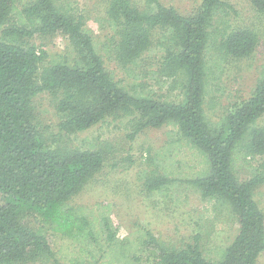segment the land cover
Listing matches in <instances>:
<instances>
[{
	"label": "trees",
	"instance_id": "1",
	"mask_svg": "<svg viewBox=\"0 0 264 264\" xmlns=\"http://www.w3.org/2000/svg\"><path fill=\"white\" fill-rule=\"evenodd\" d=\"M250 2L264 14V0ZM236 14L223 0H201L187 15L160 0H145L142 8L111 0L106 22L119 38L100 48L74 0H0V264H258L264 253V211L256 201L264 185V63L249 98L236 100L218 121L205 110L226 64L251 59L260 44L256 31L233 28ZM58 35L68 39L74 60L44 64L46 52L31 41ZM102 50L132 84L116 78ZM146 53L161 57L150 76L158 90L177 92L180 101L138 83L142 76L130 66ZM41 94L59 117L55 133L37 121L34 99ZM124 119L129 140L148 129L166 130L165 145L138 174L145 191L179 205L190 192L200 194L203 212L188 241L167 242L143 227L121 239L109 206L72 204L113 155L107 141L71 136ZM258 157L263 160L255 166ZM130 163L126 158L114 167ZM234 227L230 245L205 247L207 233ZM42 228L70 245L55 252Z\"/></svg>",
	"mask_w": 264,
	"mask_h": 264
},
{
	"label": "rangeland",
	"instance_id": "2",
	"mask_svg": "<svg viewBox=\"0 0 264 264\" xmlns=\"http://www.w3.org/2000/svg\"><path fill=\"white\" fill-rule=\"evenodd\" d=\"M74 1L85 16L87 27L92 31L100 48H103L105 44L108 45L109 41L118 40V35L107 26L106 22L105 13L111 0ZM130 1L138 8H142L145 2V0ZM160 1L165 6L173 7L184 15L192 13L201 4V0ZM223 1L233 6L237 12L232 19L233 28H249L256 31L260 37V44L251 59L230 60L217 82L218 88L213 94L206 97L205 110L214 121H218L236 100L251 96L256 85L258 69L264 63V14L257 13L250 0ZM160 35V30L154 32V46ZM31 42L46 52L47 58L44 64L60 62L65 57L71 59L70 63L74 60L73 57H70L69 41L64 36L46 38L37 36ZM102 55L105 65L115 73L119 81L127 85L134 82L130 75L128 77L126 70L110 59L108 52L102 50ZM138 62L137 65L130 66L135 75L142 76L141 80H137L138 83L142 82L148 88L156 91L159 96L176 101L181 100V96L177 92L169 93L166 88L159 91V86L150 77L160 69V54L146 53ZM49 100L47 94L37 96L34 99L35 113L37 121H40L45 129L47 128V132L55 133L59 117ZM259 124L264 128V116L260 119ZM129 132L127 119L115 122L108 120L88 131L71 136L74 139L77 136L76 142L86 137H90L94 141H107L112 145L110 151L113 155L103 164L101 171L85 186L81 193L73 198L72 204L85 207H94L97 204L109 206L111 217L121 239L129 237L133 232L143 227L167 242L188 241L198 231L199 218L203 212L204 205L200 194L196 191L190 192L187 196V204L179 205L174 200L156 192L145 191L138 180V174L147 167V158L165 145L167 141L166 130L164 128L148 129L135 140L127 138ZM126 158L131 160L130 164H126V167L121 166L122 168L114 167L116 163L122 162ZM262 160L261 157H258L253 161V165L258 166ZM241 174L243 178L250 177V174L245 170L241 171ZM256 201L264 211V185L258 189ZM205 224L209 229L213 226L211 223H207V220H205ZM43 234L55 252L70 245L69 241L47 229H43ZM236 235V227L229 231L215 230L205 235L203 243L207 249L216 246H228L234 241ZM258 264H264V253L260 256Z\"/></svg>",
	"mask_w": 264,
	"mask_h": 264
}]
</instances>
